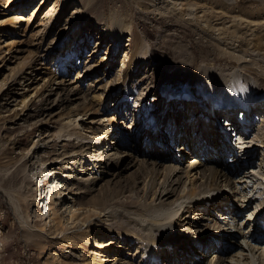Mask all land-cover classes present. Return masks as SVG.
I'll return each instance as SVG.
<instances>
[{"label":"bare ground","instance_id":"obj_1","mask_svg":"<svg viewBox=\"0 0 264 264\" xmlns=\"http://www.w3.org/2000/svg\"><path fill=\"white\" fill-rule=\"evenodd\" d=\"M31 1L6 0V3L8 6L13 5L9 10L16 13L23 12ZM159 4L160 9L166 10L163 13L172 11L171 14L179 23L189 25L194 30L199 28L198 31L202 36L205 35L204 38L218 54V57L228 64L225 67L221 65L223 68L207 66L211 63L203 65L200 68L203 71L202 77L201 75L196 77L197 75H193L195 70H192L195 63L189 60L183 76L173 74L170 82L169 79H161L157 86L155 85V93L151 97L149 95L144 97L140 93V97L135 98L134 103H137L135 108L138 107V109L135 114L133 113L134 108L132 110V117L136 116V119L134 117V121H131V125L128 127V129H133L130 134L121 129L122 124H116L114 115L110 117L111 120L102 119L99 133H92L90 139L98 142L107 134H112V136L114 134L116 138H119V140H115V144L121 146L125 145L128 138L134 137L135 131L140 125L138 133H142L144 129L152 142L154 141L150 153L146 155L154 174L152 171L144 178L142 194L137 195L136 192L133 194L131 191L125 201L122 200L123 195L120 198L116 195L114 199H109V201L114 200L113 206L103 203L102 211H98L93 207L79 206L74 196L69 200L67 197L69 192L65 191L67 189L65 183L58 184L57 181L54 182L53 178L48 192L42 198L44 204H42L41 215L47 220L48 229L52 234L56 232V228L61 227L63 230L69 224L66 232L79 234L85 244H91L89 234L96 226L91 252L93 256L88 261L83 260L81 264H107V262L119 264L122 259L117 258L111 249L121 248L122 243L125 242L128 247L129 245L136 246L140 260L133 263L126 261L123 264H142V262L160 264L159 260H162V254L166 256L164 264L184 263L190 258L194 260L195 264H200L203 256L211 251L213 258L207 264H264V179H262L264 178V0H259V5L250 8L253 10L244 9V0H215L211 9L205 8L206 0L205 2L204 0H159ZM65 6L66 0H39L32 6L31 13L27 17H12L10 22L14 26L17 21L25 20L28 28L40 27L37 32L44 31L45 34H50L60 22ZM80 10L82 8L77 7L71 17L64 22L63 28L59 31L61 42L78 30L79 23L77 21L75 22L76 28L71 26L73 15H78L76 12ZM41 13H44L43 16L35 24L37 16ZM16 14H20V12ZM209 14L211 15L209 16ZM115 18L114 15L109 16L99 33L98 41L103 44L109 40L111 45L105 53L106 57L101 58L94 65L85 66L84 72H96L101 67H106L104 72H108L113 67V55L117 53L121 40L126 35H130L132 44H129V50L124 52L121 66L117 70V78L107 85L106 94L102 96V92L105 90L98 94L92 93V91L82 93L80 98L83 105L78 108L74 114L75 117L81 111L82 115H85L92 106L98 107L97 111L101 110L107 100L111 101V107L118 102H120L117 104L118 106L133 102L131 97L133 89L129 84L131 68L136 67L145 59L148 46L139 44L135 40L136 38L134 39L133 29L127 21L129 19ZM3 22V20L0 21V31L8 33L10 36L15 32V28L5 30ZM41 27L43 28L41 29ZM90 40L91 34L87 41L90 42ZM23 43L24 40L9 39L6 40L4 49H0V72L6 65L20 60L16 66L8 67V71L12 72L11 75L7 74L8 77L0 79V97L3 93L10 97L15 86H23L26 81L24 80L26 70L35 67L36 60L39 58L37 50L39 51L41 46L37 47L36 45L35 47V44L32 45L36 48L35 52H29L30 59L21 57L24 56L20 55L22 52H27L25 48L27 45L25 46ZM74 54L75 56L70 59H76L78 54ZM65 58L69 59V52L66 53ZM233 62L236 65H233ZM229 64L233 66L230 67ZM70 66L77 65L71 63ZM62 70L65 73V68ZM80 74L77 72L76 77L79 78L82 75ZM120 88H122L120 96L114 100L113 96H115V92L120 91ZM203 88L206 91H203ZM224 92L234 93L237 101L235 108L238 106L248 107L247 112L245 110L240 112L238 118L240 124L234 128L236 132L234 129L231 131L227 122L216 121L219 119L218 117L213 118V113H217V116L224 114L228 116L233 111L234 107L225 108L220 103L221 98L224 99ZM75 94L79 95L80 93L77 90L73 95ZM149 98L151 101H148ZM165 99L168 102L170 99L173 100L175 105L172 107L173 111L171 110L172 115L167 119L170 126L173 127L167 125L169 128L166 132L161 129L162 124L165 123ZM20 102L24 103L25 101L21 99ZM213 107L214 109L211 110ZM179 108L183 113L185 112L184 119L182 118V129H185V132L182 133L183 142L187 140L184 135L189 136L194 129L192 157L185 169L173 166L169 168L165 165L162 167L163 170L159 171L160 166L157 165V162L168 155L161 151L169 152L170 150L159 147L164 142L162 140L169 135L168 138L174 143L178 142L182 136L178 135L177 126H175L177 118L179 119V115L177 116ZM80 109L82 110L80 111ZM207 110L208 113L205 115ZM114 111H119V107ZM191 111H193V115H191ZM137 116H140V120H137ZM200 116L201 119H199ZM151 118L152 123L149 125L147 120H151ZM224 118L231 120L233 116ZM195 119H197V126ZM203 120H209V122L204 123ZM256 120L259 121L257 125ZM103 121L106 122L103 124ZM231 124L235 125L236 123L232 122ZM71 125H77V123L72 121ZM221 127L225 131H229L228 141L222 138ZM85 128L87 127L82 125V129H79L76 137L89 138L90 136H83L82 130ZM121 136L123 137L120 138ZM258 147H261V164L254 165ZM223 151L232 156L224 167L220 170L206 167L213 165L214 162L218 163L215 161L216 157ZM202 153L205 154L203 157ZM179 155L182 156L181 153ZM212 157L215 160L211 162ZM202 158L208 161L207 165L204 166L200 163ZM111 160L112 158L109 159L110 162ZM200 166L206 168L199 171ZM39 173L44 176L42 170ZM180 183L183 185L180 190H177ZM93 201L95 202V199ZM247 207L251 209L248 210ZM246 210L248 214L243 215L244 218L238 222V218L245 214ZM194 212L201 217L194 218ZM253 212L256 215L251 216ZM21 223V225H27L24 220H21ZM195 231L196 233L201 232L202 236L209 233L208 238L205 241H200L201 235H199V239L193 237ZM28 233L29 235L34 234V229L28 227ZM105 235L106 240H103ZM237 238L239 240H236ZM69 240L71 242L72 235H69ZM227 242L234 244L236 249L231 251V245ZM223 257L224 261H222Z\"/></svg>","mask_w":264,"mask_h":264},{"label":"rangeland","instance_id":"obj_2","mask_svg":"<svg viewBox=\"0 0 264 264\" xmlns=\"http://www.w3.org/2000/svg\"><path fill=\"white\" fill-rule=\"evenodd\" d=\"M213 1L215 2V0ZM213 1L206 0L205 8L211 9ZM37 2L39 0H32L23 12L18 11L16 13L20 12V14H16L9 10L13 5L8 6L6 0H0V21L5 22H3L5 30L15 28V32L10 36L8 33L0 31V36L5 35L1 36L0 49H4L6 40H24L23 44L27 45L25 47L27 52H22L20 55L30 59L29 52H35L36 45L37 47L41 46L40 52L37 50L39 58L36 60L35 67L27 69L24 74L26 81L23 86H15L10 97L9 95L5 96L4 93L0 97V264H81L83 260L88 261L93 256L91 252L96 226L89 234L91 244H85L77 233L66 232L69 224L68 227L63 228L65 232L61 227L56 228V232L53 234L49 231L47 220L41 213L42 204H44L42 198L52 184L51 179L54 178V182L57 181L58 184L65 183V187H67L65 191L69 192L67 194L69 200L74 196L79 206L93 207L98 211H102L103 203L113 206L114 200L109 201V199H114L116 195L119 198L123 195L122 200L125 201L131 191L133 194L134 192L137 195L142 194L144 178L153 171L146 155L150 153L154 141L152 142L144 129L142 133H138L140 125L138 128L136 127L134 137L128 138L125 145L121 146L115 144V140H119V138H116L114 134L113 136L107 134L98 142L90 139L92 133H99L102 119H110L114 115L116 124H122L121 129L130 134L133 129H128V127L131 125V121H134V117L136 119V116L132 117V110L134 108L133 113L135 114L138 109V107L135 108V104H137L134 103L135 98L140 97V93L144 97L148 95L151 97L155 93V85L157 86L161 79H169L170 82L173 74L183 76L189 60L195 63L192 70H195L193 75H197L196 77L199 75L202 77L203 71L200 68L203 65L211 63L207 66L223 68L228 62L226 63L218 57V54L204 38L205 35L202 36L198 31L199 28L194 30L189 25L179 23L171 14L172 11L163 13L166 10L160 9L159 0H66L64 13L61 15L60 22L54 27L53 33L37 32L40 27L28 28L25 20L17 21L13 26L10 19L12 17H27L31 13L32 6ZM244 2L243 7L246 10H253L250 8L259 5V0H244ZM77 7L82 10L76 12L78 15H73L71 27L76 28L75 22L77 21L79 23L78 30L61 42L59 31ZM43 14L37 16L35 24ZM112 15L116 17L115 19H129L127 21L133 29L134 39L136 38L137 43L148 46L145 59L136 67L131 68L129 84L133 89L131 95L133 102L119 106L117 104L120 102H118L111 107V101L107 100L101 110L97 111L99 108L92 106L85 115H82V109H80L81 113L77 115L79 117H75L74 114L83 105L80 98L82 93L92 91V93L98 94L105 90L102 92V96L106 94L107 85L117 78V70L121 66L124 52L129 50L128 45L132 44L130 35H126L121 40L117 53L113 55V67L111 70L108 69V72H104L106 67H101L96 72H84L85 66L94 65L101 58L106 57L105 53L110 45L109 40L102 44L98 38L101 27ZM73 30L75 31V29ZM90 34L89 42L87 39ZM97 42L99 43L96 46ZM34 44L35 47L32 46ZM94 48L95 52L93 53ZM68 52L69 59L65 58ZM74 53L78 54L75 61L70 59L75 56ZM18 61L20 60L6 65L0 72V79L11 75L12 72L8 71V67L16 66ZM70 62L76 63L77 66L71 67ZM232 64L236 65L234 62ZM232 64L231 66H233ZM63 68H65V73L62 72ZM77 72L82 74L79 78L76 77ZM121 89L115 92L114 100L120 96ZM77 90L80 94L73 95ZM202 90L206 91L205 88ZM21 99L25 102H20ZM150 99L148 101H151ZM9 102L11 103L6 104ZM164 102L165 123L162 124L161 129L166 132L170 126L167 119L172 115V107L175 105L171 99L169 102L165 99ZM118 107L119 111L115 112L114 110ZM178 110L179 119L177 118L175 126H177L178 135L182 136L178 142L173 143L168 135L162 140L164 141L162 145L158 144L160 148L170 149L169 152L161 151L168 155L157 162V165L160 166L159 171H162V167L165 165L169 168L173 166L185 169L192 157L194 129L189 136L184 135L187 138L185 145L182 134L185 132V129H182L185 112L183 113L180 108ZM191 115H193V111H191ZM139 118L140 116L137 120H140ZM72 121L77 125H71ZM147 121L151 125L152 118ZM195 121L197 126V119ZM105 122L103 121V124ZM258 122V120L255 121L256 125ZM82 125L87 127L86 130H82L83 136H90L89 138L76 137L79 129H82ZM155 147L158 146L155 145ZM256 149L254 165H259L262 158L260 156L261 147ZM180 153L182 156L179 155ZM204 155L201 154L202 157ZM230 155L223 151L217 155L216 160L214 157L210 160L211 162L215 160L218 163L207 165L208 161H205L204 158L200 163L204 166L207 165L206 167L220 170L232 158ZM204 166H200L199 171L206 168ZM40 170L44 176L39 173ZM42 184L45 185L44 188ZM182 185L180 183L177 190H180ZM193 214L194 218L201 217L195 212ZM243 215L238 218V222L244 218ZM21 220H24L27 225H21ZM28 227L33 228L35 233L29 235ZM61 230L62 232H60ZM208 234L202 236L201 232L196 233L195 231L193 237L199 239V235H201L199 240L205 241ZM69 235H72L71 242ZM103 240H106V235ZM224 243L226 244V242ZM228 243L231 245V251L236 249L234 244ZM125 244L126 242L122 243L121 248L111 249L117 258L122 259L119 264L140 260L136 246L129 245L128 247ZM211 253L203 256L200 264H207L213 258ZM162 255L164 257L162 256V260H159L160 264H164L166 261L165 254ZM222 261H224V257ZM112 263L107 262V264ZM142 264L146 263L142 262ZM179 264L195 263L190 258Z\"/></svg>","mask_w":264,"mask_h":264}]
</instances>
